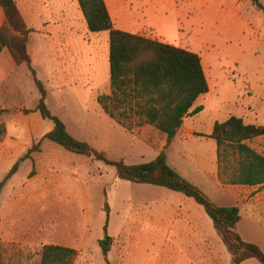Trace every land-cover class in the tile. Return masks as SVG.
Masks as SVG:
<instances>
[{
  "label": "rangeland",
  "instance_id": "obj_1",
  "mask_svg": "<svg viewBox=\"0 0 264 264\" xmlns=\"http://www.w3.org/2000/svg\"><path fill=\"white\" fill-rule=\"evenodd\" d=\"M260 2L264 5V0ZM67 3L66 9L57 14L50 25L40 26L60 36L55 39L44 34L31 36L28 48L34 53L32 67L37 79L47 91L49 110L65 123L73 137L92 146L89 126L94 123L91 119L96 114L94 106L100 107L96 102L98 96L111 91L109 34L90 32L77 0H67ZM239 3L246 24L230 36H223L218 23L212 28L215 34L212 33L210 40H202L196 34L189 48L201 57L209 81L214 82V71L223 76L216 82L223 81L225 85L216 99V102L222 101L223 115L236 105L243 118L252 121L256 114L264 116V13L250 0ZM19 6L27 19L25 3ZM4 23L5 15L1 10L0 28ZM146 34L156 37L152 31ZM1 73L0 126L5 124L7 135L10 128L9 140L14 145L23 147L25 144L30 150L40 143V151L32 154L31 160L20 162L18 171L0 193V264H39L41 250L46 245L76 250L74 264H157L154 251L140 248L137 231L131 230L128 234L123 226L130 212L140 215L137 218L144 226H153L156 220L151 214L153 203L161 198V192L157 191L168 190L120 180L114 167L42 141L54 124L36 111L40 95L28 66L17 67L5 55L2 62L0 60V76ZM67 77L69 81L75 77H92V85L84 90H63L61 86L67 82ZM222 93L226 96L222 97ZM118 131L108 139H92L106 152L92 147L109 160L124 161L130 166L150 163L155 158V150L133 146L131 136L123 129ZM105 140L115 141V146H107ZM195 143L201 149L205 145ZM46 145L56 150L59 147L62 152L52 149L42 154ZM68 153L71 159L67 158ZM171 153H179V149L173 147ZM33 156L38 159L34 160ZM188 161L198 164L199 159L188 156ZM13 167L14 162L0 151V185ZM220 204L224 205H219L221 207L238 206L231 199ZM108 210L111 250L104 256L99 241L105 237ZM259 242L264 251V237ZM250 264L260 263L252 260Z\"/></svg>",
  "mask_w": 264,
  "mask_h": 264
},
{
  "label": "trees",
  "instance_id": "obj_2",
  "mask_svg": "<svg viewBox=\"0 0 264 264\" xmlns=\"http://www.w3.org/2000/svg\"><path fill=\"white\" fill-rule=\"evenodd\" d=\"M77 1L89 31L109 34L111 91L109 94L100 95L98 104L106 115L128 132L134 128L153 127L166 136L168 149L184 123L203 110L196 108L192 111L198 98L208 94L210 90L201 57L157 39L115 29L104 0ZM250 1L264 13V5L260 0ZM0 8L6 17L0 29V60L2 62V57L6 55L15 66H28L40 95L36 111L44 120L54 124L53 130L42 141H50L72 154L104 162L116 169L117 178L120 180L165 188L193 199L212 220L218 236L231 256L230 264H244L249 260L264 264L263 249L244 240L238 232V224L242 220L240 207H221L215 204L199 187L169 166L165 151L150 163L130 166L124 161L109 160L88 142L73 137L65 123L47 106V91L42 81L37 79L28 52L32 30L16 1L0 0ZM6 135V126L2 124L0 142ZM260 136H264V127L248 125L243 119L234 116L215 124L210 138L217 143L219 179L222 184L264 186V157L250 145L253 139ZM39 146L40 143L32 147L14 165L0 185V193L6 182L18 171L20 162L39 152ZM106 212L105 237L99 241L104 256L111 250V237L107 233L110 213L109 210ZM77 254L72 248L46 245L41 250L39 264H74Z\"/></svg>",
  "mask_w": 264,
  "mask_h": 264
},
{
  "label": "crops",
  "instance_id": "obj_3",
  "mask_svg": "<svg viewBox=\"0 0 264 264\" xmlns=\"http://www.w3.org/2000/svg\"><path fill=\"white\" fill-rule=\"evenodd\" d=\"M15 1L20 11L22 10L19 5H23V3L26 5L28 15L25 20L32 30L30 37L44 34L55 39L60 36V34H54V30H42L41 27L50 25L56 19V15H60L62 10L66 9L67 0ZM104 1L115 29L147 37H151V34L146 33L152 31L156 35L155 38L151 37L152 39H157L168 45H175L193 53L195 52L189 48V44L194 41L196 34L202 40H210L215 34L212 28L217 27L219 23L223 36H227V34L230 36L237 31L238 27L247 23L242 15L240 0ZM212 33L214 34L212 35ZM45 47L47 48L46 45ZM28 50L33 61L34 53L31 49L28 48ZM205 76L210 89L209 93L200 96L192 108V111L196 108H202V112L190 117L184 123L174 143L168 149H166V136L153 127H139L128 132L106 115L99 106H94L93 111L96 114L91 117L94 123L89 126L92 134L89 141L97 150L106 152L104 147L100 148L99 145L98 148L92 139L99 137L108 139L112 133L118 134V130L123 129L126 134L131 136L130 143L133 146H146L150 150L156 151L153 160L162 151H165L169 166L187 181L202 189L215 204L224 206L220 203L228 199L236 202L241 209L242 216V220L238 224V232L244 240L260 246L259 241H262L264 237V186L249 187L222 184L219 179L217 143L210 136L213 134L216 123L225 122L233 116L243 119L248 125L260 127H264V116L256 114L254 120L248 121L238 112L236 105L233 109L224 112L225 115H223L220 105L222 101L216 102V99H219L220 88L225 86L223 81L216 82L223 76L214 71L215 83L208 80L206 73ZM66 80L67 82L61 86L63 90H84L89 84L92 85V77H75L70 81L67 77ZM221 96L226 95L222 93ZM96 102L98 105V98ZM85 106L90 113L91 110L87 109V102ZM82 122L85 123L83 120ZM9 129L6 140L0 146V151L15 165L26 155L30 147L25 144L22 147V145L17 146L13 142L11 143ZM105 141L107 146H115V141ZM195 142H201L205 145L201 149ZM250 145L264 157V136L253 139ZM173 147L178 148L179 153H171ZM58 148L59 152L60 149ZM52 149L56 150L49 145L43 146L42 154L43 152L47 154L46 150ZM68 154L66 155L67 158L71 159L70 153ZM188 156L199 159L198 164L190 163ZM32 158L38 159L36 156ZM157 192H161L159 196L161 198L153 203L151 214L156 218L153 226L150 228L144 226L141 219L137 218L140 215L131 212L124 222V232L129 234L134 230L137 231L134 233L137 234L141 249L148 248L154 251L158 259L157 264H230L231 256L202 206L181 193L171 190L167 192L158 190ZM141 218L143 219V216ZM250 261L252 260L244 264H250Z\"/></svg>",
  "mask_w": 264,
  "mask_h": 264
}]
</instances>
